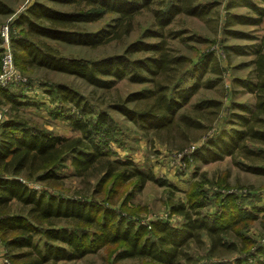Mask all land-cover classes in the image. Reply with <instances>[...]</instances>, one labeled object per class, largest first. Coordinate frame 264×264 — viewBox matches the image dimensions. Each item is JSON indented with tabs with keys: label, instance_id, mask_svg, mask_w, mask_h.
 <instances>
[{
	"label": "trees",
	"instance_id": "16d2710c",
	"mask_svg": "<svg viewBox=\"0 0 264 264\" xmlns=\"http://www.w3.org/2000/svg\"><path fill=\"white\" fill-rule=\"evenodd\" d=\"M45 1L68 9L33 4L14 21L15 25L27 24L25 35L96 48L128 38L133 32L134 17L141 12L150 14V22L121 55L95 61L64 60L49 45L17 36L11 40L16 67L23 72L42 68L69 74L101 90L112 88L124 78L150 84L130 93L111 109L142 130L171 133L169 130L175 127L186 140L180 149L188 147V131L203 127L198 117L179 111L200 87L199 67L205 70L209 66L216 83L222 69L213 51L198 55L195 64L191 57L173 50L168 41L181 34L170 25L178 15L201 20L217 15L215 8L227 0ZM235 4L250 14L228 13L223 36L251 39L229 28L258 26L264 19V0H228L226 8ZM0 14H12L1 0ZM104 18L108 23L99 31L88 33L79 26ZM250 48L255 55L250 63V78L234 79L233 85L252 94L254 104L233 103L231 110L241 113L230 110L228 127L207 138L190 155L184 154L183 163L192 160L207 164L235 153L244 154L248 160L255 152L249 145L264 146V50L260 45ZM236 49L240 47L230 52H238ZM214 82L208 79L206 85ZM43 87L47 95L58 94L65 102L74 103L76 111L56 117H63L80 135L65 138L29 126L17 112L19 108L39 105L20 87L0 90V106L10 105L9 113L0 119V240L13 264H59L91 254H100L103 264H264V245L249 234L259 218L264 220V208L245 209L243 197L234 194H217L213 202L205 190V184L228 188L227 173L216 182L194 181L192 191L185 194L186 202H175L172 198L177 189L168 181L142 172L131 160L112 157L107 147L111 138L105 112L87 118L82 100L66 85ZM132 103L133 107L127 106ZM199 105L218 107L220 103L201 101ZM67 163L71 171L61 174ZM244 166L252 174L264 175V166ZM67 178L75 180L80 190L74 194L58 191L60 181ZM20 179L42 186L35 190ZM132 180L135 183L131 192L123 195L122 185ZM147 182L168 188L166 206L171 214L182 218L179 227L166 221L143 225L136 214L145 210L127 209L128 200ZM82 189L88 193H82ZM210 204H216L222 216L204 214Z\"/></svg>",
	"mask_w": 264,
	"mask_h": 264
},
{
	"label": "rangeland",
	"instance_id": "374dc122",
	"mask_svg": "<svg viewBox=\"0 0 264 264\" xmlns=\"http://www.w3.org/2000/svg\"><path fill=\"white\" fill-rule=\"evenodd\" d=\"M1 1L12 11V14H0V30L7 27L11 40L19 36L20 38L30 39L33 43H45L54 49L62 59L71 61H95L105 57L121 55L128 44L140 38L142 31L150 22V14L141 12V14L134 17L133 32L128 38L111 41L96 48H89L75 44L53 42L46 38L29 37L25 35L27 24L15 25L14 22L19 15L26 14L27 10L35 3L45 4L46 6L62 10L68 8L54 6L45 0ZM227 3L228 0L215 8L217 15L211 14L202 20L178 15L170 25L171 29L181 34L178 39L168 41V45L173 50L180 51V53L191 57L192 62L195 64L197 63L198 55L205 51H213L222 69V74L217 76L220 77V80L216 83L214 82L216 76L209 72V66L205 70L199 67L197 79L200 80V87L179 113L198 117L203 128H192L188 131L189 141L187 144L189 145L182 150L180 149V145H183L186 140L178 134V130L175 127L169 130L171 133H166V131L158 132L157 130H142L111 109L113 104L116 102L121 103L130 93L150 87V84H136L124 78L115 82L112 88L101 90L93 88L83 80L69 74L57 73L42 68L24 69L23 72L13 64L11 71L12 74L14 73V76L5 83L0 82V90L20 87L24 95H27L32 102L39 105L37 108H19L17 112L29 126L40 131H46L51 135H59L65 138L78 137L80 134L72 131L69 122H66L63 117H56V115L63 114L64 112L71 114L70 112L76 111L74 103L65 102L58 94L51 93L47 95L45 93L46 88L43 87V85L51 84L53 87L55 85H66L82 100L81 106H84L86 110L85 117L93 118L99 112L107 114L110 129L108 137L111 138L107 147L112 152V157L131 160L142 172L152 173L157 179L168 181V183L177 189V192L173 194V201L185 203V194L192 191L191 186L194 181L204 179L207 182H216L219 177H225L227 173L228 188L224 186L204 185L205 190L209 191L208 197L210 196L214 199H212L213 202L217 194H234L243 197L245 209L251 210L252 207L256 206L264 208V175L252 174L244 166H250L254 163L263 167L264 146L255 147L249 145L255 152L248 156V160L241 153H235L232 157L225 156L221 160L212 161L207 164L192 160L189 161V164H186L182 160L184 154L190 155L195 149L204 145L207 138L213 136L215 133H219L218 131L224 126L228 127L227 123L230 121V115L228 114L231 110L230 106L234 105L233 103L251 106L254 104L253 95L240 90V88H236L233 85V80L250 78L249 73L253 69L250 63L255 58L250 47L252 45H260L264 50V19L258 26L235 25L229 28L246 33L251 39H237L223 36L224 20L228 13L230 15L250 14L248 10L240 7L238 4H235L233 8L227 9ZM107 23L108 18H104L99 22L80 24L79 26L83 27L86 32L92 33L99 31ZM234 47H240V49H236L238 52H230ZM1 49L2 45L0 44V60L3 55ZM10 51L11 53L14 51L12 41ZM19 78L25 79V81L21 82ZM208 79H213L214 83L206 85ZM60 99L63 101V104ZM201 101L209 103L217 101L221 107H198ZM133 105L135 104L132 103L127 106L133 107ZM9 109V104L4 103L0 106L1 120L9 113ZM234 113L241 112L237 110ZM238 127L240 126H235V128ZM69 171H71V164L67 163L60 173L66 175ZM20 180L31 188L40 189L42 186L41 184L27 182L23 179ZM134 183L135 181L132 180L122 185L125 190L123 195L131 192V187ZM59 184L61 186L58 191H61L62 194H74L75 191L80 190V187L73 179L67 178L61 180ZM168 191V188L160 187L153 182H147L139 192L135 193L133 198L128 200L127 209H144V212L136 214L138 217H141V221H144L143 224L149 225L155 221H166L171 225H178L179 227V224L182 223V218L171 214L169 207L166 206L168 205ZM82 193L86 194L88 192L82 189ZM203 213L210 214L212 217V214L221 215L222 211L216 207V204H210L209 207L203 210ZM249 234L263 246L264 220L259 218L251 227ZM59 264H103V261L100 254H91L82 260Z\"/></svg>",
	"mask_w": 264,
	"mask_h": 264
},
{
	"label": "built area",
	"instance_id": "2783aa9c",
	"mask_svg": "<svg viewBox=\"0 0 264 264\" xmlns=\"http://www.w3.org/2000/svg\"><path fill=\"white\" fill-rule=\"evenodd\" d=\"M0 40H1V45H2V51L3 55L1 58V72L2 74L0 75V82H7L9 81L13 76L14 73L12 74V67H13V53H11V39H10V33L9 29L7 27H4L2 30H0ZM0 72V73H1ZM21 82H24L25 79L19 78ZM32 189H38L35 187H32ZM142 222L141 224H143ZM146 225V224H143ZM148 228H150L148 226ZM0 264H13L11 261L8 252L3 248L1 240H0Z\"/></svg>",
	"mask_w": 264,
	"mask_h": 264
}]
</instances>
